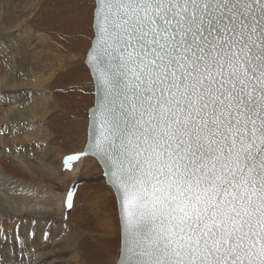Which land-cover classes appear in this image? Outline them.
<instances>
[{"label":"snow or ice","instance_id":"6c2138e0","mask_svg":"<svg viewBox=\"0 0 264 264\" xmlns=\"http://www.w3.org/2000/svg\"><path fill=\"white\" fill-rule=\"evenodd\" d=\"M94 27L117 264H264V0H97Z\"/></svg>","mask_w":264,"mask_h":264},{"label":"rangeland","instance_id":"374dc122","mask_svg":"<svg viewBox=\"0 0 264 264\" xmlns=\"http://www.w3.org/2000/svg\"><path fill=\"white\" fill-rule=\"evenodd\" d=\"M94 8L95 0H0V41L10 40L18 60L25 55L9 80L0 74V96L22 88L30 98L19 97L14 119L0 108V196L9 206L15 201L16 210L44 207L60 217L10 214L0 219V264H37L32 237L44 233L66 237L58 264H116L121 246L116 196L98 163L81 156L87 111L95 98L84 61ZM2 43L0 73L12 65L9 56L2 63L7 54ZM75 155L79 159L67 167L66 158ZM40 250L55 256L50 247Z\"/></svg>","mask_w":264,"mask_h":264},{"label":"bare ground","instance_id":"6f19581e","mask_svg":"<svg viewBox=\"0 0 264 264\" xmlns=\"http://www.w3.org/2000/svg\"><path fill=\"white\" fill-rule=\"evenodd\" d=\"M6 7V6H5ZM6 21V20H5ZM4 21V22H5ZM1 36V35H0ZM12 34L9 36V38H12ZM8 38V37H7ZM0 39L2 40L3 38L0 37ZM9 41V42H8ZM8 41H4L2 43V41H0L1 44V48H2V51L3 53H7L3 59H2V63L5 62V59H6V56H9L8 57V61L9 63H11L12 65H9V68L8 70L4 69V72H1L0 74H4V76H7L6 79H10L9 77L13 76L16 72V66H18V69L20 66H22L23 64L22 63H19V62H22L25 58V55L22 56V58H20L18 60L16 54H15V49L16 48H13V46L11 45L10 43V40ZM14 41V40H13ZM14 45V43H13ZM29 45V44H28ZM30 47V46H29ZM1 51V50H0ZM19 51V50H18ZM19 61V62H18ZM7 63V62H6ZM5 66H3L4 68ZM24 68V67H23ZM27 68V67H26ZM24 70V69H23ZM28 70V69H27ZM32 72V71H31ZM17 73V72H16ZM19 73V72H18ZM27 73V72H26ZM11 74V75H10ZM29 74V73H28ZM37 75V73H36ZM29 76V75H28ZM21 77V76H20ZM17 78V77H16ZM27 79V77L25 78ZM26 81V80H25ZM28 81V80H27ZM10 82V81H9ZM21 82V81H20ZM11 84V83H10ZM13 84V83H12ZM11 84V85H12ZM27 84V83H26ZM9 85V84H7ZM14 85V84H13ZM22 85V84H21ZM14 87V86H13ZM20 87V86H18ZM24 87V86H23ZM22 89V88H21ZM21 89L17 92H14L16 89L14 88L12 92H10L9 94H4V95H1L0 96V108L1 110L3 111L2 113L4 114V111L7 112L8 115H6L7 118H12L14 119V117H12L11 115H13L12 113H18L19 110H20V104L17 103L18 102V99L19 97H22L24 98V94L26 93H23V91H21ZM29 92V91H28ZM32 96L34 97V95L32 94ZM35 96H36V93H35ZM25 99L28 101H30V98H29V95L28 94H25ZM21 102V101H20ZM4 106H7V107H4ZM28 106V105H27ZM32 106L34 107V104H29V107ZM13 108V110H12ZM33 111V110H32ZM35 112V111H34ZM32 113V112H31ZM15 126L17 127V125H13L12 128H15ZM19 133V132H18ZM15 134L13 133V136L14 137ZM11 137V138H12ZM17 137V136H16ZM19 138V137H18ZM13 141V140H12ZM21 194V193H20ZM1 195V194H0ZM22 195V194H21ZM25 195V194H24ZM8 199V198H6ZM12 199V198H11ZM25 200V199H24ZM3 203L4 205L3 206H8L9 210L6 211V210H2L1 207H0V219H2L3 217H5L6 215H10V214H25V215H34V216H40V217H47V216H52L53 218L55 219H58L60 217H57V215L51 211H48L46 208L44 207H30V208H25L24 206L21 207L19 210H16V202L14 201V204H12V206H9L7 203H6V200L0 196V204ZM26 202L23 201V204H25ZM11 207V208H10ZM62 214V213H61ZM108 232V231H107ZM31 238V237H30ZM66 238V237H64ZM64 238L61 239V237H52L49 235H45L44 234H41V235H34L32 237V240L36 241V250H37V253L34 255V262H36L37 264H58V261H56V258L59 257V255H62L63 252L65 251H61L62 250V247H64V245L66 244V242L64 241ZM43 245V248H47V247H50L52 249V251L55 253V256H52V257H48L47 254L45 252H43L41 249ZM32 262V260H31ZM31 264V263H29Z\"/></svg>","mask_w":264,"mask_h":264},{"label":"water","instance_id":"95a60500","mask_svg":"<svg viewBox=\"0 0 264 264\" xmlns=\"http://www.w3.org/2000/svg\"><path fill=\"white\" fill-rule=\"evenodd\" d=\"M96 4H97V0H95V7H96ZM95 9V8H94ZM92 28H93V37H92V40H91V44L90 46L94 43V36H95V27H94V11H93V22H92ZM90 48V47H89ZM89 48H88V51L86 53V56L89 52ZM86 56H85V64L86 66L88 67L89 69V72L91 74V77H92V82H93V90H94V94H95V98H94V104L88 109L87 111V115H88V124H87V138H86V142H85V145H84V148L81 152V156L83 157H91L93 158L97 163L98 165L100 166L101 168V171H102V178L104 179V182L109 185L112 190L114 191L115 193V196H116V200H117V205H118V211H119V219H120V227H121V246H120V249H119V252H118V256H117V259H116V264H117V261L118 259H122V256H121V249H122V222H121V215H120V208H119V201H118V197H117V193H116V190L115 188L113 187V185L108 181V177L105 175V169H104V165L100 162V160L96 157V156H92V155H82V153H84L86 151V146H87V143L89 141V137H90V131H91V128H90V121H91V110H94L95 108V105H96V102L98 100V93H97V88L95 86V81H94V77L92 75V72H91V67L89 65V63L87 62L86 60Z\"/></svg>","mask_w":264,"mask_h":264}]
</instances>
